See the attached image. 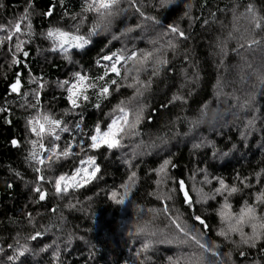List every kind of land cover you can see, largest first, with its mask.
Returning <instances> with one entry per match:
<instances>
[{
	"label": "trees",
	"instance_id": "16d2710c",
	"mask_svg": "<svg viewBox=\"0 0 264 264\" xmlns=\"http://www.w3.org/2000/svg\"><path fill=\"white\" fill-rule=\"evenodd\" d=\"M87 2L0 0V264H169V257L179 258L178 264H264V240L252 247L240 243L238 233L225 239L218 233L226 224L217 214L226 197L239 212L245 201L256 204L264 189V29L255 28L247 11L251 6L264 24V0H174L165 7L160 0H120L108 27L96 13L83 11ZM170 25L179 31L172 33ZM49 28L83 35L90 43L68 49L65 59L58 47L53 51ZM17 41H23L21 51ZM132 52L152 57L138 72L125 74L134 68L127 59L117 64L120 75L107 71L113 60L103 56ZM157 57L167 63L156 65ZM76 72L97 87L73 108L61 84L75 82ZM106 82L104 98L97 93ZM121 102L129 120L143 109L135 134L125 135L118 148H90L95 125L107 127ZM44 111L61 121L54 133L60 139L43 137L45 147L35 149L45 161L39 164L30 158L32 141L39 138L28 120ZM69 144L72 154L53 158L49 167L53 145L61 152ZM90 155L96 157V175L56 194L55 178L72 175ZM166 159L165 173L157 175ZM220 179L239 191L216 193ZM126 182L127 196L117 203ZM37 188L46 193L44 200ZM257 210L264 212V206L257 204ZM177 223L191 230L189 236ZM244 232L251 228L245 225ZM24 248L23 256L8 259Z\"/></svg>",
	"mask_w": 264,
	"mask_h": 264
},
{
	"label": "snow or ice",
	"instance_id": "6c2138e0",
	"mask_svg": "<svg viewBox=\"0 0 264 264\" xmlns=\"http://www.w3.org/2000/svg\"><path fill=\"white\" fill-rule=\"evenodd\" d=\"M174 0H160V6L165 7L168 4L173 3ZM120 5V0H90V2H87L84 7L83 11L85 12H94L97 14L98 20L105 22L104 26L108 27L110 26L112 19L118 14ZM137 11H140L137 9ZM248 12L252 13V22L255 26V28L258 29H264V24L261 23V21L256 17L255 13L252 10V7L249 6L247 9ZM27 12V10H26ZM141 15L143 13L141 12ZM187 15V13H186ZM22 19H27V16L23 17ZM148 19H155L153 17H148ZM158 23V21H157ZM100 23H97L92 29L89 30V34H95L96 28L100 27ZM15 31L20 32V24H15ZM139 27V25H137ZM29 32L31 30V24H28ZM170 31L172 33H177L179 29L175 26H169ZM128 31H131V29H128ZM76 32H79V27L77 26ZM47 38L52 39L54 41L53 44V51L57 49V47L65 53L64 58L69 59V56L67 55L69 48H83L85 45L90 43V41L83 35L74 34L69 31H64L60 28H49L47 31ZM180 35H183V33H180ZM5 39H11V36L5 37ZM0 43H3V39H0ZM253 44L258 43V41L253 40ZM23 44V41H17L16 49L17 51H21V45ZM170 47H175L169 41ZM24 55H28L27 52L23 53ZM150 57H152V53L145 52L143 53L139 58H137V53L132 52L130 56H123V55H117L116 53H113L111 56L105 55L102 57L103 60L109 61L113 60V63L111 64V67L107 71H111L112 73H115L116 75H120V69L117 67V64H119L123 60H132L134 62V68L133 69H126L125 74L129 71H139L140 67L142 66L145 61H147ZM15 56L13 57V63H16ZM156 65H162L167 63L166 60H164L162 57H157L155 60ZM107 71L105 72V75H107ZM156 74V70H154V73ZM75 82L70 83L69 81H63L61 86H67V93H68V102L71 104L73 108H76L79 106L78 101L82 98L83 100L87 101L89 99V96L86 94L87 90L89 88L96 89L97 85L95 83H86L88 80V77L82 75L80 72L74 73ZM98 79L103 80L104 77L101 76ZM135 79V77L133 78ZM117 81L112 80L111 84L115 85ZM20 81L17 80L15 83L11 85L12 91L17 92L19 90ZM40 87H43L41 85ZM38 95V93H37ZM98 96H102L104 98H107L109 95V87L107 82L99 87V92L97 93ZM175 99H179V97H175ZM123 102H121L120 105H117L115 109H113L114 112L118 110L119 116L112 117L111 123L107 124L106 130H102L101 124L97 123L95 125V128L93 130V133L90 134L89 140L91 141L89 147L92 149H100L102 145H106L108 149H114L120 147V140L123 139L125 135H133L135 134V128L136 125L140 122L141 119V113L143 111L142 108L138 109L135 113V117L132 120H129V110L122 106ZM96 107H100L99 104H96ZM28 125L30 128V131L39 138L38 141H32L33 144V151L30 153V158L32 160H35L39 164H44L45 161L41 159L38 155V152L35 150L37 147V144L40 149H43L45 147L43 143V137L44 134L47 133L48 135H53L56 132V129L61 126V121L58 119H53L48 115H40L38 114L35 117H32L28 120ZM77 128H79V124L76 125ZM63 131H67V128H63ZM55 140H59V135L54 136ZM12 143L14 145L17 144V141L13 140ZM56 145H53L52 155L48 157L49 160V167H51V161L53 158L59 159L60 157H68L71 153V145H67L63 151L56 152L54 149L56 148ZM83 151V149H82ZM169 160H164L163 164L160 166L159 169H157V175H160L162 173H165L166 167L169 165ZM80 164L86 165L87 167H78L75 169V171L72 173V175L69 177L67 175H61L59 177H56L54 180V187L56 194H60L61 192H67L70 187H80L82 183H88L95 175L96 172L99 171V168L96 166V157L94 155L88 156L86 159H81ZM89 167L93 170L89 172ZM35 171L40 172V168H36ZM135 173H132L129 177V181L134 182ZM39 179L43 180L44 176L41 175ZM159 182V181H158ZM220 187L215 189L216 193H221V191H226L229 196L239 191V189L233 185L229 187L225 184L223 179L219 180ZM122 188L125 189L124 196H121V198L117 201V203H123L124 197L127 196L128 191V184L127 182L125 184L121 185ZM179 189L181 191L184 190V182H179ZM36 191L39 194L40 200H44L46 193L41 191L39 188L36 189ZM112 198L114 199L117 195L116 192H113ZM170 198V197H169ZM184 199L185 201H189L188 193H184ZM256 204H249L247 201H245V204L240 208L239 212H233L231 210V205L227 202V197L225 198V203L221 206V209L218 211V215L221 218V221L226 224L225 228H222L221 231L218 233L220 236L225 237V239L228 238L230 233H238L240 236V243L246 244L252 247L256 246V242L259 240H264V212L258 213L257 210V204L264 206V189H262L258 194L255 196ZM166 210V209H165ZM196 220L200 221V223L203 225L205 224V221L201 219L200 216L195 217ZM173 223H176L175 221ZM247 225L251 228L250 233L244 232V226ZM176 227L180 230L181 233H183L184 236H189L190 229H185L180 224H176ZM40 233L37 232L35 236H31L30 239L35 240L37 236H39ZM192 239L195 240V242L199 245L201 249H206V246L199 241V239L196 236H192ZM145 249L149 247L148 243H145L143 246ZM27 248H24L21 250L18 254V256H10L8 259L11 261L13 259L18 258L19 256H23L24 253L27 251ZM191 260V258H189ZM197 261L200 260L199 257L196 258ZM179 258L176 260H173L171 257H169V264H178Z\"/></svg>",
	"mask_w": 264,
	"mask_h": 264
},
{
	"label": "rangeland",
	"instance_id": "374dc122",
	"mask_svg": "<svg viewBox=\"0 0 264 264\" xmlns=\"http://www.w3.org/2000/svg\"><path fill=\"white\" fill-rule=\"evenodd\" d=\"M88 44H89V43H88ZM88 44H87V45H88ZM87 45H85L84 47H86ZM69 49H70V48H69ZM226 100H227V99H226ZM227 105H228V104H227ZM38 114H40V115H48V114L44 111V112L36 113V114L34 115V117L37 116ZM48 116H49V115H48ZM114 116L118 118V116H119V112H118V110H117L116 112H113L112 117H114ZM112 117H111V119H112ZM231 118H232V117H231ZM232 119H233V118H232ZM226 121H227L228 124L230 123V122H228V120H226ZM110 123H111V122H110ZM212 127L214 128V125H213V124H212ZM106 128H107V127L102 128V130H106ZM45 135H48V134L45 133L44 136H45ZM54 135H55V134H53V135H51V136H54ZM197 138H198V137H197ZM33 141H38V140H37V138L34 137V140H33ZM37 145H38V144H37ZM80 167H87V166H86V165H83V166L81 165ZM92 170H93V169L89 167V172H91ZM70 176H71V175H70ZM70 176H69V177H70ZM185 258H186L187 261L192 262V263L195 261V260H193V259L190 260V259H189L190 257L187 258V257L185 256ZM197 264H201V263L198 262Z\"/></svg>",
	"mask_w": 264,
	"mask_h": 264
}]
</instances>
